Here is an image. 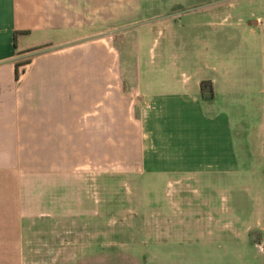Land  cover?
<instances>
[{"label":"crops","instance_id":"crops-1","mask_svg":"<svg viewBox=\"0 0 264 264\" xmlns=\"http://www.w3.org/2000/svg\"><path fill=\"white\" fill-rule=\"evenodd\" d=\"M246 117L264 128V0H0V263L74 255L96 175L246 174Z\"/></svg>","mask_w":264,"mask_h":264},{"label":"rangeland","instance_id":"rangeland-1","mask_svg":"<svg viewBox=\"0 0 264 264\" xmlns=\"http://www.w3.org/2000/svg\"><path fill=\"white\" fill-rule=\"evenodd\" d=\"M244 121L252 156L246 174L185 190L136 176H94L96 216L82 220L79 241L66 233V252L75 246V254L66 253L64 264H264V177L254 176L264 128L259 117ZM11 258L32 264L41 256Z\"/></svg>","mask_w":264,"mask_h":264},{"label":"trees","instance_id":"trees-1","mask_svg":"<svg viewBox=\"0 0 264 264\" xmlns=\"http://www.w3.org/2000/svg\"><path fill=\"white\" fill-rule=\"evenodd\" d=\"M26 32L27 31H17V32H15V35L20 34V33H26ZM18 67H19V65L16 64V66H15L16 76H17V72H18ZM203 87L211 88L210 82H208V81L201 82V88L203 89Z\"/></svg>","mask_w":264,"mask_h":264}]
</instances>
